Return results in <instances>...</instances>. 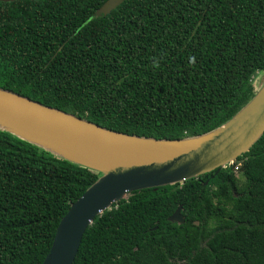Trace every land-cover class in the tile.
Masks as SVG:
<instances>
[{"label":"trees","instance_id":"1","mask_svg":"<svg viewBox=\"0 0 264 264\" xmlns=\"http://www.w3.org/2000/svg\"><path fill=\"white\" fill-rule=\"evenodd\" d=\"M0 1V88L100 126L208 132L264 74V0ZM99 173L0 129V264H41ZM181 206L182 223L168 216ZM72 264H264V132L224 167L127 193L95 216Z\"/></svg>","mask_w":264,"mask_h":264},{"label":"water","instance_id":"2","mask_svg":"<svg viewBox=\"0 0 264 264\" xmlns=\"http://www.w3.org/2000/svg\"><path fill=\"white\" fill-rule=\"evenodd\" d=\"M122 1L105 0L94 13L107 14ZM0 119L16 128L34 131L40 139L9 126L0 125V129L99 173L58 221L51 246L41 262L72 264L82 235L93 218L127 193L181 183L224 167L248 151L264 132V82L251 99L220 126L177 139L115 131L3 88H0ZM42 141L93 149L105 162L97 165L80 161ZM167 219L182 223L181 206Z\"/></svg>","mask_w":264,"mask_h":264},{"label":"bare ground","instance_id":"3","mask_svg":"<svg viewBox=\"0 0 264 264\" xmlns=\"http://www.w3.org/2000/svg\"><path fill=\"white\" fill-rule=\"evenodd\" d=\"M0 125L12 127L25 135H29L30 137L32 136L34 138L40 139L38 136H36L37 133H35L34 131L16 128L12 124L2 119H0ZM42 142L51 146L52 148H55L56 150L62 152L63 154L70 156L72 158H75L77 160H80V161L97 164V165H101L105 162V160H103L101 155L93 149H81V148H76L74 146L61 145V144L54 145L46 141H42Z\"/></svg>","mask_w":264,"mask_h":264},{"label":"rangeland","instance_id":"4","mask_svg":"<svg viewBox=\"0 0 264 264\" xmlns=\"http://www.w3.org/2000/svg\"><path fill=\"white\" fill-rule=\"evenodd\" d=\"M253 79L256 81L257 87H259L264 82V74L259 73Z\"/></svg>","mask_w":264,"mask_h":264}]
</instances>
